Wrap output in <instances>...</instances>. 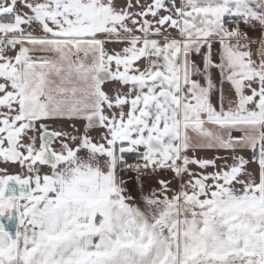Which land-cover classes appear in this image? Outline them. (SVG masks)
Wrapping results in <instances>:
<instances>
[{"label":"snow or ice","instance_id":"snow-or-ice-1","mask_svg":"<svg viewBox=\"0 0 264 264\" xmlns=\"http://www.w3.org/2000/svg\"><path fill=\"white\" fill-rule=\"evenodd\" d=\"M0 264H264V0H0Z\"/></svg>","mask_w":264,"mask_h":264},{"label":"crops","instance_id":"crops-1","mask_svg":"<svg viewBox=\"0 0 264 264\" xmlns=\"http://www.w3.org/2000/svg\"><path fill=\"white\" fill-rule=\"evenodd\" d=\"M201 155H207L209 157H211L213 155V153L208 152V153H201ZM169 178H170V174H168Z\"/></svg>","mask_w":264,"mask_h":264}]
</instances>
